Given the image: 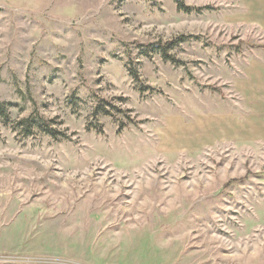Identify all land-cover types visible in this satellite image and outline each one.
Instances as JSON below:
<instances>
[{
    "label": "rangeland",
    "instance_id": "rangeland-1",
    "mask_svg": "<svg viewBox=\"0 0 264 264\" xmlns=\"http://www.w3.org/2000/svg\"><path fill=\"white\" fill-rule=\"evenodd\" d=\"M258 7L0 0V264H264Z\"/></svg>",
    "mask_w": 264,
    "mask_h": 264
},
{
    "label": "crops",
    "instance_id": "crops-1",
    "mask_svg": "<svg viewBox=\"0 0 264 264\" xmlns=\"http://www.w3.org/2000/svg\"><path fill=\"white\" fill-rule=\"evenodd\" d=\"M249 2L252 5L256 4V6L257 5L259 6L257 12H260V14H256V16L258 17L260 27L264 29V0H249ZM259 49L262 51L264 47L263 46L259 47ZM258 56H259L258 62L255 64L251 63L249 67L245 69L242 77L240 78L241 80H239L243 86L242 88L244 89L243 95L247 98V101L252 104V106L250 107L256 110L261 109L262 108L261 103H264V57L262 55L261 56L258 55ZM251 108L250 111L253 112ZM253 115H255L254 112L252 113V115H249V117L251 116L253 118ZM233 117L235 118V120L234 119L231 120L230 118H226V119L228 122L231 121L230 123L238 120L236 116ZM260 118L264 125V114L260 115ZM234 131L236 130L234 129ZM258 132L262 136V138H259V141H261L262 144L264 145V126L261 127L258 130ZM250 134H251L250 130L246 131L244 134L241 135V138H239V140L251 141L250 139L251 137H249ZM233 137H235L234 132H233Z\"/></svg>",
    "mask_w": 264,
    "mask_h": 264
},
{
    "label": "trees",
    "instance_id": "trees-1",
    "mask_svg": "<svg viewBox=\"0 0 264 264\" xmlns=\"http://www.w3.org/2000/svg\"><path fill=\"white\" fill-rule=\"evenodd\" d=\"M173 45H174V43H173V44H170L169 46L171 47V46H173ZM169 46H168V47H169ZM165 55H166V54H165ZM0 107H1V106H0ZM1 111H2V109H1ZM22 124L25 125L27 129H29V133H31V130H32L34 127H38L40 130H42V131L48 133V134L51 135V136H54V134H55L52 130H50V129L47 127L46 123H45L43 120H41L39 117L34 118V121H33V119H32L31 121H30V120L23 121Z\"/></svg>",
    "mask_w": 264,
    "mask_h": 264
}]
</instances>
